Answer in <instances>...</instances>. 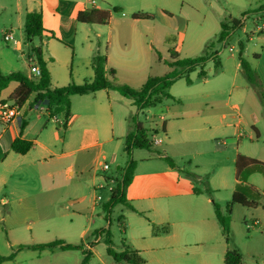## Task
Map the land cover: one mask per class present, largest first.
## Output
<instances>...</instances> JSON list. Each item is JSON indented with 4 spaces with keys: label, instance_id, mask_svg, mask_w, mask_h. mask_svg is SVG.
Masks as SVG:
<instances>
[{
    "label": "crops",
    "instance_id": "obj_1",
    "mask_svg": "<svg viewBox=\"0 0 264 264\" xmlns=\"http://www.w3.org/2000/svg\"><path fill=\"white\" fill-rule=\"evenodd\" d=\"M217 1L100 0L98 5L96 1L92 3L90 0H0V13L6 12L7 9L13 10L12 16L16 20L15 25H13V22L9 23L11 28L5 27L2 31L12 30L11 32H13L15 30L13 26H16L21 32L22 39L20 40L21 45H13V47L21 57L29 58L30 63L31 56L27 50H24L25 46L23 45L25 17L33 11L42 13L43 26L46 31L36 45L41 44L43 58L47 62L50 71L52 87H64L72 83L83 85L92 82L94 79L92 58L96 53H100L107 58L106 77L110 81L139 88L146 82L148 77L155 76L152 72L154 56L157 57V34L155 26L149 24L155 13L159 12L173 19L176 13L171 7L180 5L177 13L182 21V26L178 28L169 27L178 30L174 52L180 58H194L200 56V52L204 51L202 48L219 34L222 20L232 18V13L222 8ZM225 1L233 8L242 9L243 4H245L243 0ZM101 2L111 7L120 8L121 11L118 14L122 13L119 14L121 17L115 18L116 16L112 13L109 22L105 25L85 24L78 21L77 15L80 11L93 8L105 10ZM261 4H264V0L260 1L259 6ZM127 8H136L138 14H147L152 18L148 20L136 19L132 15L137 13L127 11ZM125 12L129 13L130 16H123ZM246 16L247 19L250 16L253 18L254 29L250 33H245V36L247 42H253L255 45L252 52L253 65L264 92V31L259 32L256 27L257 22L264 21V11ZM191 25H193V28ZM245 27L246 21L239 30L244 32ZM239 41L244 40L237 38L234 32L225 46L230 43L235 44L238 50ZM218 57L221 62V69L213 77L216 80H213L214 82H212L210 88L208 90H204L203 87L196 90L187 89V92L192 95L197 91V95L192 96L191 99H186L184 96L177 98L176 95H171L177 101V104L164 105L163 102L157 113L153 114L154 118L151 119V123L154 126L150 129H155L156 134L161 131L169 136L176 126L180 131L184 126V122L188 119V121L191 120L195 124H202L201 127L188 128L190 130L212 134V138L215 140V134L217 133L221 134L218 137L223 134L225 138L229 137L230 141L223 140L221 144L232 145L235 148L234 162L238 155L264 162V152L259 148L251 149L247 145V143L258 147L261 145L262 133L257 124L264 120V116L249 117L248 120L239 118L237 124H233L228 122L227 118H236V106H241L242 100H237L235 104H232L230 103L231 99H228L224 103V108L233 112L229 115L224 108L220 107L219 101L211 98V94H217L233 85L241 67L239 61L236 64L235 71L230 73L222 64L219 52ZM165 60L167 64V59ZM30 66L31 64L20 65L15 58L14 61L7 64L3 58V50L0 49V68L3 74L24 70L22 72L27 77L32 78ZM111 70H114V75L110 73ZM169 70L170 67L166 72ZM203 80L204 83L210 82L206 77ZM18 86V82L12 81L6 88L0 90V101L13 103L9 100V97ZM35 96V93L30 96L21 107L20 115L15 120L8 124L0 122V256L3 257L9 256L20 245H37L35 237L31 241H25L27 231H31L32 235V230H34L32 224H26L27 219L30 217L35 218L33 224L37 223L39 234H58L53 235L57 236L54 237L57 238L55 240H63L68 244H72V236L77 232L83 237L88 235L87 228L78 231L77 227L73 225L70 227L65 224H57L54 221L42 223L40 220V196L43 193L52 192V187L57 188L55 185L60 183L61 176L64 173L68 176L67 179L72 181L77 171L81 175L87 172L85 164L82 165L72 161V145L81 144L82 146L77 149H92L98 144L92 142V140L87 141V138L110 135V141L115 143V147H119L121 141L125 140L127 134L132 130V117L137 111L132 99L122 96L115 90L104 89L83 96L74 95L71 97L72 115L67 128L63 129L61 127L63 116L58 115L50 118L43 104L34 103ZM75 97H81V100L77 101ZM80 102L82 105L79 104ZM200 112H204L205 115L199 116ZM242 123H245V129L246 127L249 128L248 134L239 130ZM185 125L188 124L185 123ZM17 138L32 142L33 146L30 151L24 155L14 152L12 144ZM246 139H249V142ZM158 144H161L160 141ZM159 159L161 158L159 157ZM102 164L99 162L98 165L92 168L90 184L94 190H97V186L100 185L98 183V171H104ZM148 165L141 167V172H137V166L133 182L127 189V198L134 208L141 210L152 207L153 204L148 205L151 197L173 196L175 201L171 203L167 201L166 210L174 211L177 207L181 209V194L183 190L185 191L186 184L184 181L186 179L181 178L180 180L178 175L174 176L176 170L169 165L164 171L146 172L151 167ZM256 175H261V178ZM237 182L236 179L235 185ZM246 183L262 193V202H264V174L253 173L248 177ZM109 184L110 182L107 183L108 186ZM79 185L81 183H74L75 187ZM54 193L56 192L53 191L52 195ZM97 197L95 196L92 199L91 215L96 212L99 205L98 200H96ZM146 200L148 201L145 202ZM207 201L210 202L211 199L208 198ZM259 208L260 206L253 208L254 215L259 224L258 226L264 228V206L262 210H259ZM183 210L190 213L191 207L185 205ZM158 223H161V221H158ZM4 231H6V234ZM151 235L155 239H167L166 241L169 244H177L181 238L175 231L160 235H155L151 231ZM5 236L7 239L4 242ZM84 244L87 243L84 242ZM7 247L10 248V253L3 251V248ZM221 247L217 246L218 249L222 250L223 258L227 249H236L241 253V250L233 247L231 242L227 243L225 241ZM86 248H90L93 252V247H90V244H87ZM25 250L36 255L38 261L41 260L44 254L54 255L58 253L55 252L57 250L60 251L59 253L65 254L77 251L62 250L59 247L44 250L24 248L17 251L12 260H0V264L13 263L21 257ZM47 264L53 263L48 262Z\"/></svg>",
    "mask_w": 264,
    "mask_h": 264
},
{
    "label": "rangeland",
    "instance_id": "obj_2",
    "mask_svg": "<svg viewBox=\"0 0 264 264\" xmlns=\"http://www.w3.org/2000/svg\"><path fill=\"white\" fill-rule=\"evenodd\" d=\"M99 5L100 0H94ZM240 1V0H236ZM243 8H233L225 0H218L222 8L227 9L232 13L231 19L243 20L246 27L245 31L236 30L235 35L246 42V51L244 57L254 67V57L252 52L255 49L253 42H247L245 33H250L254 29L253 18L250 16L248 19L246 15H252L253 11L258 9L260 1L243 0ZM101 5L105 11L114 13L115 18H120L122 13L113 11L114 7L108 6L101 2ZM179 4L172 6L174 13H176L171 19L168 16H164L159 12L155 13V16L151 19L149 24L155 26L156 30V56H154L153 72L155 76H163L169 69L166 64V60L170 59V55L175 49V39L178 36V30L171 29L169 27H181L182 21L178 16L177 9ZM127 11L137 12L136 8H127ZM233 10V12H232ZM161 11V10H160ZM250 12V13H249ZM228 13V12H227ZM245 13V15H244ZM248 13V14H247ZM229 14V13H228ZM13 10L7 9L6 12L0 13V49L3 50V58L6 63L15 60L23 66L31 64L29 58L21 57L14 49L12 42L4 40V33L11 31H2L6 28H11L10 24L13 22L15 25L16 20L13 18ZM123 16H130L125 12ZM223 21V20H222ZM166 22V23H165ZM10 23V24H9ZM148 24V23H147ZM8 25V26H7ZM15 30L12 32L14 37L18 40L22 39L21 32L13 26ZM193 28V25H191ZM218 36V34H217ZM216 36V37H217ZM213 38L208 42L215 41ZM38 38L35 39V43H39ZM200 52V55L205 53ZM26 51L27 48H24ZM213 50L218 51L222 64L228 69V72L233 73L236 68V64L239 62L237 45L215 43ZM7 70V66H5ZM1 69V68H0ZM25 69V67H24ZM205 72V77L210 80L209 83H204L203 78H200L198 74L201 71ZM2 71V70H1ZM24 71V70H22ZM20 71L24 74V72ZM214 70V62L212 60L207 61L203 66L197 67L192 73L190 78L192 84H188L185 79L176 81L169 93L179 97H186L191 99L192 96L197 95L195 93L189 94L187 89L196 90L197 88H204L208 90L214 82V76H216ZM211 94V93H210ZM77 101L81 100V97H75ZM211 98L219 101L220 107L224 108V103L231 99L230 103L235 104L238 100H242V105H237L236 118H227L228 122L237 124L239 118L248 120L249 117L255 118L256 116H264V103L260 97V93L256 87L251 85L243 69L240 67L238 70L234 83L229 88H225L217 94H211ZM82 105V103H79ZM164 105H176L177 101L174 97L166 99ZM162 104V105H163ZM78 105V102H77ZM161 104L146 109L141 112H135L136 121L141 122L144 127L150 129L154 126L151 123L153 114L157 113ZM227 114H233L227 108H224ZM204 112H200L199 116H204ZM190 122V124H189ZM185 123L188 125L186 126ZM202 124H195L191 120L184 122V126L179 131L178 126L175 130L169 134H163L161 131L158 134L152 135L151 139L157 138L161 144L153 143L151 149H132L128 152L125 140L121 141L119 147H115V143L110 141V135H102L99 137L87 138L86 140H92L96 142V145L92 149H77L82 145H72V161H76L79 164L87 166V172L80 174L79 171L72 179H67V175L61 176L60 183L55 185L57 188L52 187V192H56L52 195V192L43 193L40 196L41 201V217L42 223L54 221L57 224H65L67 226L77 227V230L87 228L88 235L86 237L80 236L79 233L72 236V244L82 245L85 249L87 244H91L96 234L101 232V229L108 230L112 234V241L114 248L118 252L126 251L131 262L129 264H224V258L222 256V250L218 249L225 242V238L222 232V228L219 225L215 213L213 202L217 203L222 209L231 204L232 194L235 190L236 183V169H235V148L232 145L221 144V141H230V138H225L219 133L215 134L216 140L212 138V134L204 131L190 130L188 128L201 127ZM262 133L261 145H250L251 149L259 148L264 152V120H261L257 124ZM239 127V126H238ZM151 130V129H150ZM239 130L248 134L249 128L245 123H242ZM210 132L209 130H207ZM229 132V131H228ZM228 135V133H227ZM212 138V139H211ZM249 142V139H246ZM100 143V144H99ZM77 149V150H75ZM159 154L172 158L175 163L186 171L193 172L200 177V180L192 184L191 180L178 172L174 171V176L178 175V178L186 179L185 191L181 194V209L177 207L174 211L166 210V202H174L175 197H151L149 204H153L150 208L145 209H132L118 204L116 205L110 215V218H106V214L103 210L104 204L109 200L110 191L115 186V183L107 185L105 177H118L119 173L117 166L124 167L127 162L133 160L136 162L137 172H141V167L151 166L146 172H160L164 171L168 167V164L163 159H159ZM107 163L110 167L107 171H98V183L104 185V188L94 190L90 184V178L92 168L98 163ZM78 164V165H79ZM136 173V172H135ZM261 178V175H256ZM79 182L81 185L74 186V183ZM193 185L201 191L200 194L193 192ZM207 188H210L211 193L207 192ZM50 195V199H49ZM100 196L98 200V206L96 212L91 215V202L93 197ZM211 199L210 202L207 200ZM146 200L145 202H147ZM51 202V203H50ZM133 205V204H132ZM186 206L191 207V212L183 210ZM262 205V206H261ZM259 210H262L264 202L261 200ZM254 209L243 207L242 205L232 206V219H231V233L229 242L241 250L243 256V264H264V228L254 226L256 221ZM91 215V216H90ZM87 216V217H84ZM123 217L125 223V231L120 227L118 218ZM34 217L27 219L26 224H32L33 229L27 231V238L25 241H31L35 237L36 244H44L55 241L53 235L58 234H39L37 230V223ZM73 221V224H72ZM161 221V223H158ZM153 223L160 229L168 227L170 232L175 231L180 238L177 244H169L167 239H155L152 237L151 231H153ZM3 226V223H2ZM29 230V229H28ZM6 234V231H4ZM94 235V236H93ZM6 236L3 241L5 242ZM105 232L102 233L99 238V242L93 245V254L88 264H127L125 262L116 263L112 257L107 254V245L104 242ZM87 243V244H84ZM27 243V242H24ZM222 248V247H221ZM139 251V254H132L131 251ZM5 253H10V248H3ZM54 255H46L37 260L36 255H33L31 251L25 250L16 261L11 264H47L52 262L53 264H81L82 254L80 250L72 251V253H59L55 251ZM36 259H35V258ZM78 260V261H77Z\"/></svg>",
    "mask_w": 264,
    "mask_h": 264
},
{
    "label": "trees",
    "instance_id": "obj_3",
    "mask_svg": "<svg viewBox=\"0 0 264 264\" xmlns=\"http://www.w3.org/2000/svg\"><path fill=\"white\" fill-rule=\"evenodd\" d=\"M113 11L118 12L120 8H113ZM264 11V4H261L258 9L252 13H259ZM250 13V12H249ZM248 14V13H247ZM245 15V13H244ZM136 19L148 20L152 16L147 14H133ZM111 13L109 11L100 9H89L80 11L77 15V19L81 23L85 24H99L105 25L109 22ZM242 21L238 19H226L221 22V30L216 37V40L209 43L206 47V51L203 55L194 58H180L176 52L170 55V59L167 60V64L170 70L163 76H150L146 82L139 88H134L126 84H117L114 81H110L106 77V63L107 58L105 55L96 53L92 58V67L94 70V79L90 83L83 85L69 84L64 87L54 88L51 84V75L47 67V62L43 58V52L41 44L36 45L34 42L36 38L41 39L46 31L43 26V17L41 12L33 11L26 15L23 26V45L27 48L33 62L40 68L41 76L39 79H33L27 77L21 72H11L3 74L0 69V90L6 88L12 81L19 83V86L15 89L9 100L18 106L22 107L32 94H36L34 103L43 104L46 107L48 116L53 118L58 115L63 116L61 127L66 129L68 121L72 115L71 111V97L74 95H87L95 93L99 90L111 89L119 92L122 96L132 99L136 106L137 112L144 111L149 108L156 107L162 104L166 99L172 98L169 93L171 86L179 79H185L188 84L192 83L190 73H192L197 67L203 66L210 59L214 62V70L218 72L221 69V62L218 57V51L213 50L215 43L226 44L234 32L242 27ZM246 42H238V58L241 68L248 82L256 87L260 93V97L264 101L263 87L254 67L244 57ZM113 75L114 70H111ZM198 76L204 78L205 72L202 70ZM136 116L132 117V130L127 134L125 138L128 152L132 149H151L153 141L152 135L156 134V130H150L144 127L140 122L136 121ZM23 130V128H22ZM33 143L21 138H17L12 144V150L18 154H26L32 148ZM159 157L166 161V163L173 169L182 173L188 177L192 184L200 180V177L190 171L181 169L175 161L168 157L159 154ZM118 169V168H117ZM236 179L238 180L235 190L232 194L231 204H229L225 210L222 209L217 203L213 202L215 217L222 228V232L225 241L228 243L231 233V219H232V206L242 205L243 207L253 209L261 205L263 199L262 193L255 187L248 185L247 179L253 173L264 174V162L249 158L243 155H238L235 161ZM136 170V162L130 160L124 167H119L118 177L106 176V182L113 181L115 186L110 191L109 200L104 204L103 210L106 214V218L109 219L113 208L118 205H124L133 211H136L130 200L127 198V189L132 184L134 174ZM193 185V192L200 194L199 191ZM207 192L211 193L210 188H207ZM120 227L125 230V223L123 217L118 218ZM105 232L104 242L107 245V254L113 258L116 263L125 262L129 264L131 260L126 251L118 252L114 248L112 241V234L108 230L101 229V232L96 234L95 241L90 244V247L99 242V238L102 233ZM168 227L159 228L153 223V233L155 235L169 233ZM59 247L62 250H81L82 260L81 264H88L92 251L90 248H84L82 245L68 244L63 240H55L49 243L37 244V245H20L15 248V251L7 257L0 256V260H12L16 252L24 248H32L38 250L52 249ZM132 254H139L138 251H131ZM224 264H243V256L236 249H227L224 254Z\"/></svg>",
    "mask_w": 264,
    "mask_h": 264
},
{
    "label": "built area",
    "instance_id": "obj_4",
    "mask_svg": "<svg viewBox=\"0 0 264 264\" xmlns=\"http://www.w3.org/2000/svg\"><path fill=\"white\" fill-rule=\"evenodd\" d=\"M90 1L94 3V0H90ZM242 23H244L243 20H242ZM256 27H257V31L263 32L264 31V21L257 22ZM4 40L7 42H12L14 45H21L20 40L16 39L12 32L4 33ZM30 61H31L30 71L32 73V78L39 79L41 76L40 68L33 62L32 58L30 59ZM20 111H21V107L18 106L17 104L11 103L8 101H0V122L4 124H8L12 122L13 120L16 119L17 116L20 115ZM152 141L155 144L159 143L157 138H154ZM102 169L104 171H107L110 169V167L107 163H103ZM103 187L104 186L102 184L97 186L98 189H102ZM100 199H101L100 196L96 198V200H100ZM258 225H259L258 222L255 221L254 226H258Z\"/></svg>",
    "mask_w": 264,
    "mask_h": 264
},
{
    "label": "water",
    "instance_id": "obj_5",
    "mask_svg": "<svg viewBox=\"0 0 264 264\" xmlns=\"http://www.w3.org/2000/svg\"><path fill=\"white\" fill-rule=\"evenodd\" d=\"M120 166H117V168L119 169Z\"/></svg>",
    "mask_w": 264,
    "mask_h": 264
}]
</instances>
